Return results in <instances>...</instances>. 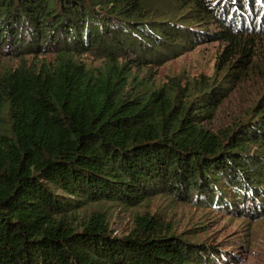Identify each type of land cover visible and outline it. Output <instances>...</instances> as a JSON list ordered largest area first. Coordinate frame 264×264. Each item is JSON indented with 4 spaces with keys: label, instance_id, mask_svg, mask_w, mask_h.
I'll list each match as a JSON object with an SVG mask.
<instances>
[{
    "label": "trees",
    "instance_id": "obj_1",
    "mask_svg": "<svg viewBox=\"0 0 264 264\" xmlns=\"http://www.w3.org/2000/svg\"><path fill=\"white\" fill-rule=\"evenodd\" d=\"M263 36L264 0H0V53L54 55L0 78V264H237L150 210L113 236L105 209L167 194L264 216V92L232 129L200 124ZM219 41L216 75L184 97L132 73Z\"/></svg>",
    "mask_w": 264,
    "mask_h": 264
},
{
    "label": "rangeland",
    "instance_id": "obj_2",
    "mask_svg": "<svg viewBox=\"0 0 264 264\" xmlns=\"http://www.w3.org/2000/svg\"><path fill=\"white\" fill-rule=\"evenodd\" d=\"M226 44L222 41L206 43L194 50L157 67H133V75L137 74L152 89L162 87L172 93L186 95L197 85L199 79H212L217 72L218 61ZM45 59L54 60L53 54L40 55H8L0 53V78L18 67L27 64L43 63ZM87 55H85L86 57ZM237 58L238 56H233ZM90 65L98 66L100 61L85 58ZM255 70L248 77L243 75L240 81L222 82L223 86L232 90L222 103L201 123L215 133L232 129L239 121L248 117L253 106L264 92V36L258 40L253 56ZM193 113L195 112L192 111ZM150 210L164 225V232L188 242H206L223 251L229 250L239 256L237 264H264V216L249 219L215 209H203L192 203L174 201L171 196L157 195L147 199L143 205L111 206L105 209V219L110 234L117 237L131 235L136 229L135 218L138 212Z\"/></svg>",
    "mask_w": 264,
    "mask_h": 264
}]
</instances>
